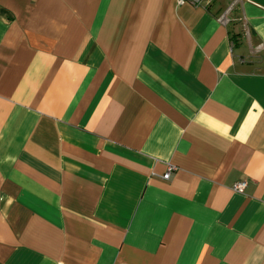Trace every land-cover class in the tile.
Segmentation results:
<instances>
[{"label":"crops","instance_id":"0c3cea01","mask_svg":"<svg viewBox=\"0 0 264 264\" xmlns=\"http://www.w3.org/2000/svg\"><path fill=\"white\" fill-rule=\"evenodd\" d=\"M0 264H264V0H0Z\"/></svg>","mask_w":264,"mask_h":264},{"label":"built area","instance_id":"2783aa9c","mask_svg":"<svg viewBox=\"0 0 264 264\" xmlns=\"http://www.w3.org/2000/svg\"><path fill=\"white\" fill-rule=\"evenodd\" d=\"M207 0H177L178 4H183V3H191V4H201L204 3ZM174 168L172 166L168 167V170L163 174V178L167 179L169 178L170 172L173 170ZM245 186V182H237L234 186L235 190H242L243 187Z\"/></svg>","mask_w":264,"mask_h":264}]
</instances>
